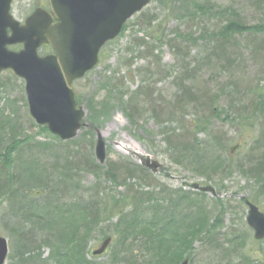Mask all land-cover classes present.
Returning <instances> with one entry per match:
<instances>
[{
    "label": "rangeland",
    "instance_id": "rangeland-1",
    "mask_svg": "<svg viewBox=\"0 0 264 264\" xmlns=\"http://www.w3.org/2000/svg\"><path fill=\"white\" fill-rule=\"evenodd\" d=\"M208 1L211 3L208 12L202 13L204 9L198 12L195 7H204L205 0H150L144 9L126 22L116 39L103 46L95 68L73 84L77 100L86 113L82 121L85 126L74 138L62 140L51 134L47 126L38 125L29 115L24 80L7 71L0 74V109L12 113L20 128V135H15L17 149L11 154L10 167L5 169L17 172L36 160L37 165L32 168L38 167L52 180L44 190L36 184L28 190L25 188L26 198L21 197L23 193L18 192L16 183L11 198H0V235L7 239L9 247L5 264H57L59 256L54 255L52 247L46 244L42 245L41 257L28 256L21 258L26 262H21L19 252L23 242L19 232H23V228L29 230L30 238L39 244L40 238L49 236L51 229L36 224L33 219L22 220L17 208L19 201L25 203L36 192L42 199L50 192L54 193L52 198L62 193L59 190L62 188V179L59 178L62 172L52 169L57 159L54 155H59V159H71L75 153L82 160L77 164L78 169L71 170L77 177L75 181L79 182L78 189L76 196L70 197L72 190L68 187L65 200L69 198L71 203L88 205L95 201L91 197L96 196L100 209L108 208L89 230L90 237L85 241L84 250L88 263L117 264L115 259L118 257L124 262L118 264H126L128 259L140 260L144 264L151 253L146 252V237L138 228L155 224V217L160 218L159 212L154 217L156 208L167 211L174 205L168 204L171 199L186 195L187 201L200 202L209 218L197 234L190 235V248L179 250V256L183 254L190 264H264V239H254L253 230L247 224L248 207L245 203L246 200L255 203L264 214V179L246 173L250 163L264 151V63L261 67L253 61L250 50L246 49V38L256 37V42H264V34L235 35L238 52L228 51L235 63L232 68L222 67L216 61L213 64L210 60L219 51L216 53L214 46L222 43L216 33L224 27L228 10H236L238 16L251 26L264 19V11L255 8L253 0ZM39 7L49 8L48 0H13L11 5L13 17L20 21ZM191 15L192 22L188 25ZM177 30L191 36L186 42L179 40L185 45L183 53L186 55L181 62L170 47ZM50 52L48 46L40 49L41 54ZM214 57L211 59L215 60ZM187 64L195 66L193 69L198 67L194 82H185L192 92L188 98L180 96L183 89L172 84L182 65L186 67ZM236 80L237 83L240 81L238 89L233 85ZM124 107L132 112L133 122H129L122 111ZM96 130L100 131L107 145V158L103 163H99L94 155L98 139ZM6 132L10 134L9 129ZM5 133L2 131V139ZM44 142L52 145V149L45 153L35 148L36 143ZM189 142L196 147V153L179 149ZM235 145L240 147L229 154V149ZM136 154L150 156L162 164L163 169L152 173L141 167L143 170L130 173V168L134 167L132 164L140 165ZM200 156L224 163L217 168L203 165L204 168L200 169L196 162L205 163V158ZM83 159L89 164L93 159L101 167L100 174L86 171L84 168L89 164L82 167L85 164ZM5 164L0 158L2 168ZM106 171L110 177L112 174L118 177L116 183L104 176ZM194 184L210 185L217 195L198 192L192 188ZM140 202H143L142 206ZM135 205L139 210L132 209ZM192 209H187L188 213ZM184 211L185 208L179 213ZM124 214L131 217L126 218V222L132 223L131 230L127 227L129 232L125 237L115 235L102 257L94 256L93 249L105 237L125 229L126 224L115 229ZM179 218H182L180 214ZM61 220L63 218L59 215L56 220L50 217L43 223L61 229ZM156 224V229L164 231L161 223ZM151 235L155 236L154 233ZM161 238L167 239L165 236ZM78 239L75 238L76 243ZM170 253L164 264H170ZM39 258L41 262L37 261Z\"/></svg>",
    "mask_w": 264,
    "mask_h": 264
},
{
    "label": "trees",
    "instance_id": "trees-1",
    "mask_svg": "<svg viewBox=\"0 0 264 264\" xmlns=\"http://www.w3.org/2000/svg\"><path fill=\"white\" fill-rule=\"evenodd\" d=\"M254 1V7L258 8L261 11H264V0H253ZM210 1L205 0L204 7L203 6H196V10L198 12H204L202 13H207L208 12V7L210 5ZM201 14V13H200ZM197 17L196 14H193ZM191 15L189 18L188 25L192 22L190 21L191 18L193 17ZM225 25L222 27L218 33H216V37L219 38V40L223 43H220V47L214 46L216 49V53H218L214 56H211L215 58V60H210L214 64L215 61L218 62L217 64L222 65H227L228 67L232 68L235 63H233V58L232 56L229 55V52H238V45H237V40L235 41V35H248L252 36L257 34H264V19L261 22H258L257 25L251 26L248 24L247 21L244 19H241L238 16V13L236 10H228V12L225 14ZM176 31V30H175ZM216 32V31H215ZM176 34L174 39H171V48L172 50L176 51L174 52L175 55L180 58L178 62L182 59L185 58L186 55L183 53L185 49V45H183L179 40L182 42H186L188 38L191 36L188 35L187 33L184 32H174ZM178 37H181V39H178ZM256 37H249L246 38L247 41V47L249 52L251 53V57L253 58L254 62L259 63V65L262 67L264 63V42H259L255 40ZM232 41L234 45H232ZM228 45V48H227ZM229 51V52H228ZM188 57V56H187ZM181 62V61H180ZM185 62V61H183ZM192 64H187L186 67H181L180 72H178V75L174 76V79L172 80V84L176 85L178 89H183V93L180 94V96L186 95L187 98L192 95L191 92V87H189L185 82H188L189 80H194L196 79V73L198 70V67L196 69H193ZM239 67V65H238ZM228 69V68H227ZM228 71H231L228 69ZM241 78V77H240ZM239 79V78H238ZM240 81L238 80V83ZM237 80L234 82V86L238 89L240 88L238 86ZM182 92V90H180ZM179 96V95H178ZM195 96V94H194ZM180 98L177 97V100ZM195 99V98H192ZM196 100V99H195ZM2 109V108H1ZM0 109V158L1 160L3 159L5 161V167L2 168L3 165H0V198L3 199L5 197H12L14 192V186L17 183L19 186L18 192L23 193V196H25L24 189L30 188L33 185H38L39 188L44 190L46 186L48 185L49 181V174H43V171L39 170L38 167L37 169H33L35 165H37L36 160L31 161L30 164L22 166L21 170L19 171H9V169H5L7 167H10L11 165V154L12 152L17 149V137L15 138V135L19 134V124L17 121L14 120V116L11 114H8L5 112L4 109ZM122 111L128 116L131 122H133V115L132 112L128 111L125 107L122 108ZM5 127L9 129L10 134L5 133ZM44 129V128H43ZM47 129V128H46ZM2 131L5 133V137L2 139ZM58 138V137H57ZM218 140V139H217ZM219 141V140H218ZM217 143V142H216ZM182 144V143H180ZM35 148H39L44 150L43 153L46 151H49L52 149L51 143H46L44 144L41 143H36ZM194 148H196L194 146ZM192 146V143L189 142V144L186 145H181V148L183 151H194L195 149ZM195 152V151H194ZM199 152V151H198ZM42 153V154H43ZM196 153V152H195ZM78 154V153H77ZM56 159L55 163L52 165V169H54L55 172H62V174H59V178H61V184L62 188L59 190L62 192L58 194V196L54 197V193L50 192L51 194H48V196L44 199L41 198V196L38 195V193L31 194L33 196L32 199H28L25 201V203L18 202L19 207L17 210L21 213L23 216L22 220H25L27 218L33 219L36 224H40V226H46V228L51 229V233H49V236L47 237H42L40 238L39 244H36V240L34 241L33 239L30 238L31 232L29 233V230L23 232H18L20 233L19 238L23 242L21 246V251L19 253L20 260L21 262H26V260H22L23 258H29L28 256H40L39 253L42 251V245H47L52 247V252L54 251V255H56L57 258V264H90L88 263L86 259V255L84 254V250L86 248V243L85 241L90 237V232L89 230L91 229L92 225L98 222V219L102 212L106 210L105 212L107 213L108 208H104V210L100 209V202L98 199L95 197H91L93 200L90 204L88 205H82L80 202L77 203H71L68 200H65L67 195L65 194L67 192V189H71L72 191L70 192L71 196H76V189H78V184L79 182H76L75 179H77L76 175L71 172L72 169L76 168L78 169L80 166H78V163H82L80 157L75 155H72L71 157L74 158V160L71 158H58L59 155H54ZM201 159L205 158V163L201 161H197L196 165H199L200 169H203L204 166H212L213 167H219L222 166L224 163L221 160H216L210 161L207 159V156H203V158L200 156ZM206 159L208 161H206ZM255 161L250 163L249 168L247 170L249 172V175L256 177L260 180L264 179V151L262 154H260L259 157L254 159ZM63 161L64 163H62ZM74 161V162H73ZM83 162L85 160L83 159ZM91 164L89 162H85V164L82 167H85L86 164H89L88 167H85L84 169L86 171H91L96 175L100 174V168L98 167L94 160H90ZM134 165V167L138 168H130V173L134 174L138 171L143 170L140 165ZM78 166V167H74ZM140 169V170H139ZM98 173V174H97ZM104 176H107L108 179L112 180L113 182L116 183L118 177L115 175L109 176L108 172H103ZM51 175V174H50ZM58 175V174H57ZM56 175V177H57ZM133 177V175H128ZM98 177V176H97ZM129 177V178H131ZM59 178L57 180H59ZM76 183V184H75ZM119 184V183H118ZM147 194V193H146ZM93 196V195H92ZM151 197V195H149ZM185 198V200H184ZM151 199V198H150ZM149 199V200H150ZM116 200L112 201V204ZM15 203V201H14ZM112 204L109 205V207L112 206ZM141 206L143 202L139 203ZM171 205L169 208H167V211L165 209L160 210L161 208H156L154 212V217L155 214H158L160 218L157 216L155 217V224L157 222L162 224V227L164 231L156 229L157 224H148L146 227L138 228V230H141V233L144 234L146 237V242L144 243V248L146 252L151 253L148 254L147 260L145 261L144 264H164V261L167 262V255L170 253V251H174L172 254L170 253L169 261L170 264L175 262V264H179L180 261L183 259V254L179 256L178 252L179 250L185 251L184 249L190 248L192 240L190 238V235H194L195 233L197 234V231L200 229V227H203L208 221L209 214L208 211H205L201 203L196 202V201H191V199H188L187 201V196L186 195H178L177 199H171L170 200ZM182 204V206H181ZM14 206H17L16 203ZM183 206H185V210L191 209V212L189 214H185L181 216L182 218H179V213ZM137 207V208H136ZM16 208V207H15ZM14 208V209H15ZM25 211L23 212L22 210ZM133 210H136L138 208L137 205L132 208ZM158 210V211H157ZM17 211V212H18ZM19 213V214H20ZM61 216L63 220H61L59 223L60 225L62 224V228L58 229L55 228L54 226H50V224L43 223L48 220V218L53 217V220H56L58 216ZM177 216V218L175 217ZM126 218H131L127 214L123 215L119 220V222L116 224L115 229H119L122 227V225H125L124 230H119L120 232H113L112 237L114 238L115 235H120L121 237H125L127 233L131 230L132 228V223L126 222ZM37 219V220H36ZM133 220V217L132 219ZM197 225L196 227H194ZM54 227V228H52ZM127 227H129V231H127ZM20 229V228H19ZM15 230V229H14ZM22 231V230H21ZM152 233L155 234V236L151 235ZM162 235V236H161ZM166 237L167 239H163L161 237ZM52 237L55 238V240H52ZM77 244L75 241V238H78ZM190 238V239H189ZM121 244L124 245V242L120 239ZM190 241V242H189ZM45 245V246H46ZM126 246V244H125ZM124 246V247H125ZM116 251V250H114ZM18 253V254H19ZM56 253V254H55ZM118 253V251L116 252ZM27 254V255H26ZM37 255V256H36ZM166 255V256H165ZM118 256H121V254L118 253ZM165 256V257H164ZM41 257V256H40ZM164 257V258H163ZM22 258V259H21ZM124 260V259H123ZM143 260V259H142ZM37 261L41 262L40 258L37 259ZM116 263H120L121 259L118 257L115 259ZM143 262V261H142ZM140 262V260H126V264H143ZM124 263V262H121ZM102 264H107V262H104ZM115 264V263H113Z\"/></svg>",
    "mask_w": 264,
    "mask_h": 264
},
{
    "label": "water",
    "instance_id": "water-1",
    "mask_svg": "<svg viewBox=\"0 0 264 264\" xmlns=\"http://www.w3.org/2000/svg\"><path fill=\"white\" fill-rule=\"evenodd\" d=\"M11 2L0 0V73L10 70L24 78L29 112L38 124H46L52 134L63 140L74 138L85 116L72 89L74 79L95 66L102 46L116 38L126 20L147 6L149 0H50L51 12L39 8L23 25L10 14ZM19 43L23 47L18 52L8 48ZM43 44L52 46L55 53L39 56L38 49ZM96 145L95 155L103 163L106 145L100 134ZM235 149H231L232 153ZM143 164L153 171L160 166L149 159H143ZM250 207L249 225L257 238H264V215L255 205ZM110 241L105 239L94 254L103 253ZM7 253V240L0 236V264H5Z\"/></svg>",
    "mask_w": 264,
    "mask_h": 264
}]
</instances>
